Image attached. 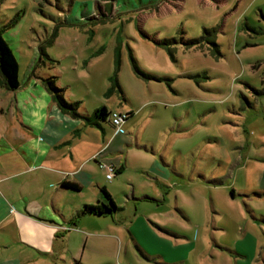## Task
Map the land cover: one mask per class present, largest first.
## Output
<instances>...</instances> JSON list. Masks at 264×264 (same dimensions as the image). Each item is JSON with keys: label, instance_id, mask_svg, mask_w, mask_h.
<instances>
[{"label": "rangeland", "instance_id": "rangeland-1", "mask_svg": "<svg viewBox=\"0 0 264 264\" xmlns=\"http://www.w3.org/2000/svg\"><path fill=\"white\" fill-rule=\"evenodd\" d=\"M100 1L0 0V29L19 79L54 76L83 114H129L108 154L124 170L90 160L85 192L105 185L121 208L101 262L264 264V0Z\"/></svg>", "mask_w": 264, "mask_h": 264}, {"label": "crops", "instance_id": "crops-1", "mask_svg": "<svg viewBox=\"0 0 264 264\" xmlns=\"http://www.w3.org/2000/svg\"><path fill=\"white\" fill-rule=\"evenodd\" d=\"M47 77L32 74L20 79L15 90L0 85V105L5 107L0 112V264H103L116 236L109 224L115 212L81 210L107 202L101 191L105 185L95 190L96 201L85 192V187L98 185L91 158L102 168L111 164L117 173L124 170L118 159L108 158L125 138L124 125L121 131L112 122L115 113L123 112L102 106L108 112L105 119H94V112L81 113L89 119L65 114L46 86ZM6 112L9 120L2 124ZM91 126L102 129L106 138L96 151L81 138ZM65 181L80 189L64 186Z\"/></svg>", "mask_w": 264, "mask_h": 264}, {"label": "trees", "instance_id": "trees-1", "mask_svg": "<svg viewBox=\"0 0 264 264\" xmlns=\"http://www.w3.org/2000/svg\"><path fill=\"white\" fill-rule=\"evenodd\" d=\"M111 5L115 3L116 0H107ZM100 0H97V4H100ZM98 10H100L99 7H97ZM100 13L99 15H102L103 12L98 11ZM95 18V17H94ZM56 36V31L53 34ZM40 51L43 55L47 56L48 59H51L47 48L45 46H42L40 48ZM136 68L139 74L144 75L145 77H149V75L141 70L137 64ZM0 73H1V86L5 87L8 90H15L20 86V79H19V63L16 58L15 53L13 52L12 48L6 41V39L3 36L2 30L0 29ZM46 86L51 93L54 101L58 105V107L68 115H72L74 117L82 116L86 119H89V116L82 115L80 113V102L79 101H70L67 98H65V88L59 86L56 83V80L54 76H49L44 79ZM108 115V112L106 111L105 107H101L100 109H97L94 111L93 116L94 119L101 118L105 119V117ZM63 185L69 188L74 189H80V186L77 183L63 182ZM101 191L103 192L105 198L107 199V202H101L97 205H85L82 210L81 214H112L116 211H118L120 208L117 206L115 200L113 199L110 192L107 190L106 187H102Z\"/></svg>", "mask_w": 264, "mask_h": 264}, {"label": "built area", "instance_id": "built-area-1", "mask_svg": "<svg viewBox=\"0 0 264 264\" xmlns=\"http://www.w3.org/2000/svg\"><path fill=\"white\" fill-rule=\"evenodd\" d=\"M128 116H129L128 113H115L113 115L112 122L117 128V130L123 131L122 126L125 120L128 118ZM105 166L108 169L107 178L111 180L115 176V169H114L115 167L111 164H106Z\"/></svg>", "mask_w": 264, "mask_h": 264}]
</instances>
